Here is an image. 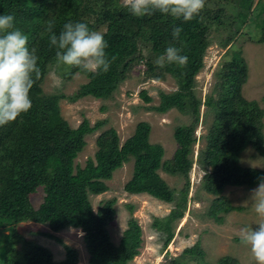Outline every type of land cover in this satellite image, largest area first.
Instances as JSON below:
<instances>
[{
  "label": "trees",
  "instance_id": "trees-1",
  "mask_svg": "<svg viewBox=\"0 0 264 264\" xmlns=\"http://www.w3.org/2000/svg\"><path fill=\"white\" fill-rule=\"evenodd\" d=\"M240 1L221 0L212 12L202 10L193 20L184 22L160 13L137 18L123 7L121 0H0V15L14 16L15 27L29 37L28 47L35 49L41 69V77L30 91L31 109L16 121L0 127V230L8 231V234L0 235V264L79 263L75 248L65 246V259L55 262L49 249L21 239L17 227L27 221L47 226L50 232L45 235L60 243L61 239L52 236L51 232L70 227L84 231L90 264H129L139 254L142 243L140 225L131 218L116 245L107 228L116 214V201H107L94 212L89 195L106 192L109 189L106 181L132 159L133 177L124 189L130 194L147 193L177 205L168 216L155 223L162 233L167 234L165 246L168 245L174 236L177 220L186 210L188 178L197 141L195 131L202 104L197 95L195 76L204 67V54L210 44L209 23L238 26L259 18L258 10L249 13L251 0ZM261 7L264 8V2ZM49 20L55 21L53 31L57 34L69 21L84 22L94 31L104 27L102 34L109 45L106 52L109 57L116 56L110 70L92 74L58 65L56 49L50 47L46 32ZM174 26L183 29L177 40L172 37ZM259 32H262L260 40L264 41V27ZM169 44L181 49V54L188 57L186 65L156 66L155 59ZM147 49H150L148 56L143 55ZM136 63L146 65V74L151 79L165 80L166 76H171L178 85L175 92H161V103L153 109L165 113L177 108L193 117L189 124L175 128L174 138L179 147L174 157L163 159L164 147L150 143V125L141 122L135 134L123 144L114 128L103 131L96 141L94 158H88L84 167L76 166L75 160L86 146V135L99 130L104 121L91 126L85 118L73 128L62 115L61 100L74 102L87 96L111 99ZM52 67H57V74L64 79L70 80L76 73H81L88 81L70 96L60 91L46 94L42 84ZM247 70V64L240 57H234L224 78L205 101L213 121L204 136L206 143L199 150L197 164L204 171L201 188L207 193L221 195L226 187L235 185L253 188L258 177H264L263 170L244 167L240 162L242 150L248 146L264 158V136L259 131L263 112L258 103L242 97L236 85L247 77ZM142 94L147 101H152L146 91ZM160 171L187 180L179 202H176L175 190L162 178ZM40 189L45 193L44 201L36 208L32 197ZM222 200L216 201V205L220 203L219 207L215 206L210 212V217L217 221H221L219 211L239 210L227 198L222 197ZM19 240H23L22 248L17 249ZM188 254L198 260L203 257L201 249L196 246L174 263L188 264L187 260L183 261ZM220 264L240 263L228 256L222 258Z\"/></svg>",
  "mask_w": 264,
  "mask_h": 264
},
{
  "label": "rangeland",
  "instance_id": "rangeland-1",
  "mask_svg": "<svg viewBox=\"0 0 264 264\" xmlns=\"http://www.w3.org/2000/svg\"><path fill=\"white\" fill-rule=\"evenodd\" d=\"M220 1L206 0L203 11L206 9L212 12L218 3H221ZM262 2L264 0L249 2V13L258 10L260 22L256 19L238 26L226 24L218 26L215 22L209 23L210 44L204 54V67L195 76L196 91L202 104L199 123L195 131L197 141L194 145V164L188 178L189 194L187 203H185V214L177 220L174 236L168 245L165 246V241L168 239L167 234L162 233L155 223L168 216L177 205L175 202H163L147 193L130 194L124 189L125 184L133 177V159L117 169L111 180L106 181L109 188L106 192L89 195L94 212H97L107 201H116L114 205L116 214L107 227L116 245L120 243L131 218L136 219L140 225L142 243L139 254L129 264H175L176 259L184 257L188 249L196 246L203 253L202 260H198L197 257L190 258L188 254V258L183 261L187 260L188 264H220L222 258L229 256L238 260L240 264H255L248 247L240 243L239 229L252 226L255 230L258 227L255 224L259 222V217L254 212L251 202H248L250 190L257 185L253 188L238 185L226 187L221 194L222 197L227 198L239 210L219 211L221 221H217L210 217V212L215 206L219 207L220 203L216 205V201L223 202V200L222 197L217 199L221 195L202 190L205 174L197 164V159L199 150L206 143L204 136L207 135L213 121V115L207 110L205 101L208 95L215 90L221 78H224L234 57H240L248 66L247 77L240 79L236 85L239 86L242 97L249 102L258 103L262 110V126L259 131L264 136V41L260 40L262 32H259L260 28L264 27ZM100 31L102 33L104 27ZM149 51L150 49L145 50L143 55L148 56ZM56 69L57 67H52L45 76L42 89L46 94L60 91L70 96L88 81L87 76L81 73H76L70 80L64 79L57 74ZM146 70L144 63L133 65L127 78L118 86L111 99L102 100L87 96L74 102L67 99L61 100L62 115L73 128H77L85 118L90 121L91 126L97 124L98 121H104L99 130L86 135V146L77 156L76 166L84 167L88 158H94L97 151L96 141L103 131L114 128L123 144L135 134L141 122L150 125V143L164 147L163 159L170 160L174 157L179 147L174 138L175 128L189 124L193 117L177 108H171L165 113L153 109L161 103V92L166 94L175 92L178 85L171 76H166L165 80L151 79L147 76ZM144 91L152 98V101L145 99L142 94ZM240 157V162L244 167L264 171V158L258 155L251 146L242 150ZM160 175L175 190L176 202H179L182 191L188 184L187 180L182 176H173L165 171H160ZM44 195L42 189L33 195L32 202L36 208L44 201ZM17 230L21 239L49 249L55 262L65 259V246H70L78 251V264H90V256L84 239L85 232L81 229L70 227L59 232H51L52 236L61 239V243L45 235L50 230L40 223L27 221L20 224ZM1 233L8 234V231L0 230V235ZM23 240L18 241L17 249L22 248Z\"/></svg>",
  "mask_w": 264,
  "mask_h": 264
},
{
  "label": "clouds",
  "instance_id": "clouds-1",
  "mask_svg": "<svg viewBox=\"0 0 264 264\" xmlns=\"http://www.w3.org/2000/svg\"><path fill=\"white\" fill-rule=\"evenodd\" d=\"M205 2L121 0L123 7L137 18L160 13L184 22L198 16ZM54 27L55 21L49 20L46 32L49 34L50 47L56 49L58 65L92 74L107 73L110 70L116 56L109 57L106 52L109 45L101 32L90 30L84 22H66L58 34L53 31ZM182 31V27L174 26L173 40L179 39ZM28 41L29 37L15 27L13 15H0V127L16 121L32 107L30 91L40 79L41 69L38 67L35 49H29ZM154 63L159 68L166 64L184 66L188 63V57L181 54V49L169 44ZM248 202H251L259 217V222L255 224L258 227L255 230L252 226L240 228L239 240L241 245L248 247L255 264H264V177H258L257 186L249 192Z\"/></svg>",
  "mask_w": 264,
  "mask_h": 264
}]
</instances>
